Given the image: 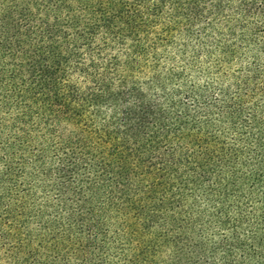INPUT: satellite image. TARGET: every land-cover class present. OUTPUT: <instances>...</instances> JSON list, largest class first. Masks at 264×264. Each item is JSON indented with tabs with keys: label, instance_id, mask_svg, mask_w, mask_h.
<instances>
[{
	"label": "trees",
	"instance_id": "trees-1",
	"mask_svg": "<svg viewBox=\"0 0 264 264\" xmlns=\"http://www.w3.org/2000/svg\"><path fill=\"white\" fill-rule=\"evenodd\" d=\"M0 264H264V0H0Z\"/></svg>",
	"mask_w": 264,
	"mask_h": 264
},
{
	"label": "rangeland",
	"instance_id": "rangeland-1",
	"mask_svg": "<svg viewBox=\"0 0 264 264\" xmlns=\"http://www.w3.org/2000/svg\"><path fill=\"white\" fill-rule=\"evenodd\" d=\"M201 79H202V80H205L206 78H204V76H201Z\"/></svg>",
	"mask_w": 264,
	"mask_h": 264
}]
</instances>
